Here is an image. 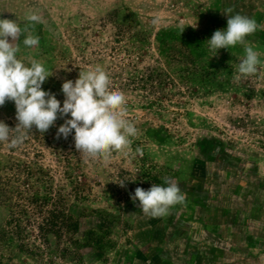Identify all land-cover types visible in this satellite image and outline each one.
Wrapping results in <instances>:
<instances>
[{
  "label": "rangeland",
  "instance_id": "rangeland-1",
  "mask_svg": "<svg viewBox=\"0 0 264 264\" xmlns=\"http://www.w3.org/2000/svg\"><path fill=\"white\" fill-rule=\"evenodd\" d=\"M33 13L41 23L26 20ZM226 13L264 25V0H0V18L22 29L18 57L49 71L43 90L63 106L62 84L103 66L138 130L128 154L114 152L108 162L82 157L73 133L53 141L70 114L46 133L33 126L15 148L0 142V264H264V63L234 82L243 45L206 56L181 31L195 30L207 49L227 28ZM162 29L183 40L163 35L169 63L156 49ZM28 34L39 36L37 46L24 45ZM246 42L264 61V29ZM0 121L15 129L14 101L0 106ZM165 177L185 202L152 217L130 193L167 186ZM61 212L77 230L65 227Z\"/></svg>",
  "mask_w": 264,
  "mask_h": 264
},
{
  "label": "clouds",
  "instance_id": "clouds-1",
  "mask_svg": "<svg viewBox=\"0 0 264 264\" xmlns=\"http://www.w3.org/2000/svg\"><path fill=\"white\" fill-rule=\"evenodd\" d=\"M227 16V28L216 30L207 43L214 56L222 48L229 49L237 44L244 46L245 55L234 74V82L238 83L242 77L256 74L258 66L264 63L260 53L246 42V37L258 28L264 29V25L240 13ZM26 20L32 24L42 22L41 16L34 13ZM157 22L153 20L154 24ZM23 31H29L28 24ZM21 33L17 20L0 18V106L6 101H14L18 121L15 129L0 121V142H8L15 148L29 139L28 133L33 126L40 133H46L55 126L58 118L70 114L71 118L65 119L58 128L57 139L61 135L67 139L74 130L75 148L82 157L108 162L114 152L127 155L131 138L138 130L127 119L125 94L111 90L110 75L105 68L97 65L80 71L75 81L66 80L62 84L65 99L61 106L54 93L43 90L42 85L50 76L44 64L33 58L18 57L20 49L15 42ZM39 39V36L28 34L23 43L26 47H34L39 44ZM13 132L16 135L13 136ZM164 184L167 186L153 184L147 190L137 187L134 194L130 193L133 203L138 201L137 206L152 217L167 215L170 207L185 202V195L180 185L170 178L165 177ZM121 186H125L124 183Z\"/></svg>",
  "mask_w": 264,
  "mask_h": 264
},
{
  "label": "trees",
  "instance_id": "trees-1",
  "mask_svg": "<svg viewBox=\"0 0 264 264\" xmlns=\"http://www.w3.org/2000/svg\"><path fill=\"white\" fill-rule=\"evenodd\" d=\"M179 29V28H178ZM180 30V29H179ZM181 31L185 34V35H187V37H188V42L187 43H190L192 46H193V48L195 47V48H197V46H200V47H202V48H204L205 49V52H204V54L206 55V56H210L213 52H209L208 51V49L209 48H207L206 49V47H205V40H204V38L202 39V41H201V37H200V35H199V33H197V32H195V30H193V29H190V30H186L185 28H181ZM141 33V32H140ZM176 33H178V31L177 30H171V29H162L160 32H158L157 34H156V36H155V42H156V49L158 50V52L160 53V55H163V56H165L164 58H165V60H167V62L169 63V60H168V57H170V55L169 56H166V55H168V50H164V47L167 45V39H165V38H163V35H166V37H171V39L174 41V43H176L177 41H179V42H181V41H183V40H180V39H178L180 36H177L176 37ZM195 36V37H193V36ZM135 36H139L138 34H136ZM20 38H21V36H19V38H18V40H17V43H19V44H21V42H20ZM195 39H197L196 41H195ZM202 42H203V44H202ZM177 44V43H176ZM194 48V49H195ZM204 49H203V51H204ZM196 50V49H195ZM197 52V51H196ZM164 53H166V55L164 54ZM191 54H194V53H191ZM215 54V53H214ZM213 54V55H214ZM171 55H175V54H171ZM220 56H222V52H218L217 53V55L216 56H214L215 58L216 57H220ZM187 74H190V76H191V73L189 72V73H187ZM187 79V78H186ZM189 79V78H188ZM197 79H201V78H197ZM185 80V79H184ZM54 132H58V131H54ZM73 134H75V131L73 130ZM53 141H56V140H58L56 137H53ZM19 162L20 163H22L20 160H19ZM19 166H20V164H17L16 165V169H18V172H20V168H19ZM35 165H33V166H31V165H29V166H27L26 167V171L28 172L27 174H28V176H31V178H30V180L33 178V174H32V167H34ZM37 169L35 170V172H37V174L38 175H40V177L42 178V176L43 175H45V171H44V169L43 168H41V167H39V166H37L36 167ZM10 169H13V168H10ZM28 176H27V179H26V182L28 183L29 182V178H28ZM35 176V175H34ZM41 178H38V179H36L37 180V183L38 184H41V182H42V184L43 185H45V187H46V182L44 181H41ZM26 183V184H27ZM82 185H85L84 183L82 184ZM35 196H33V198H34ZM32 198V200L34 201V204H37L38 203V198L37 197H35L34 199ZM41 199H43V202H48V199H46V197H43V198H41ZM40 199V200H41ZM68 212H70L69 210H68ZM71 213V212H70ZM63 218H64V221H65V227L68 229V230H73V231H75V230H77L78 229V223H77V221L75 220V221H71L70 220V217L72 216L71 214H68L67 212H61V214H60ZM89 234H96L94 231H90L89 232ZM68 235H72V234H68ZM77 240H72V243H74V242H76ZM95 247H96V251H98L97 253H98V256H100L101 255V249L104 247V246H100V242L99 241H97L96 242V244H95ZM67 252V250L65 249V250H63V252L60 254V255H63L64 253H66ZM74 258V257H73ZM71 258V257H69V259L71 260V261H75V259L77 260V257L76 258Z\"/></svg>",
  "mask_w": 264,
  "mask_h": 264
},
{
  "label": "crops",
  "instance_id": "crops-1",
  "mask_svg": "<svg viewBox=\"0 0 264 264\" xmlns=\"http://www.w3.org/2000/svg\"><path fill=\"white\" fill-rule=\"evenodd\" d=\"M182 260H183L182 257H181V258H180V257L177 258V256H176V259L173 260V261H175V262H181ZM182 262H183V261H182ZM171 264H173L172 261H171Z\"/></svg>",
  "mask_w": 264,
  "mask_h": 264
}]
</instances>
